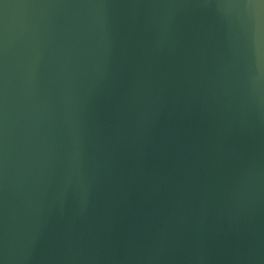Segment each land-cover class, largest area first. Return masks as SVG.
Returning a JSON list of instances; mask_svg holds the SVG:
<instances>
[{
    "label": "water",
    "instance_id": "water-1",
    "mask_svg": "<svg viewBox=\"0 0 264 264\" xmlns=\"http://www.w3.org/2000/svg\"><path fill=\"white\" fill-rule=\"evenodd\" d=\"M0 264H264V0H0Z\"/></svg>",
    "mask_w": 264,
    "mask_h": 264
}]
</instances>
